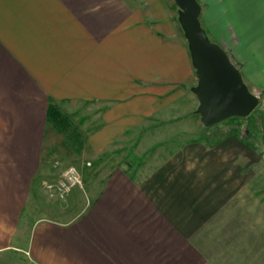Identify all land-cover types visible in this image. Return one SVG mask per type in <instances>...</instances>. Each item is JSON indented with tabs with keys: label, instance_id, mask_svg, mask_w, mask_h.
<instances>
[{
	"label": "crops",
	"instance_id": "1",
	"mask_svg": "<svg viewBox=\"0 0 264 264\" xmlns=\"http://www.w3.org/2000/svg\"><path fill=\"white\" fill-rule=\"evenodd\" d=\"M198 1L206 33L263 94L264 0ZM178 13L167 0H0V250L13 247L48 157L52 105L74 118L86 109L69 136L56 130L95 154L140 131L145 116L177 124L182 93L190 107L180 113L193 119L187 91L197 75ZM218 130L188 135L164 159L154 155L150 170L111 169L74 216L37 219L25 241L30 260L264 264V197L253 181L264 154L241 126ZM70 164H53L48 181Z\"/></svg>",
	"mask_w": 264,
	"mask_h": 264
},
{
	"label": "rangeland",
	"instance_id": "2",
	"mask_svg": "<svg viewBox=\"0 0 264 264\" xmlns=\"http://www.w3.org/2000/svg\"><path fill=\"white\" fill-rule=\"evenodd\" d=\"M167 1L175 3V0ZM208 37L216 43L215 36L208 35ZM196 85L197 81L195 80L194 86ZM261 85L264 87V84ZM248 86L251 90V84ZM253 92L258 95L259 103L247 117H230L213 126L201 125V118L197 113L193 114V119H188L180 113L183 112L185 107H190L189 97H185L182 93V96L175 103L180 108V115H177L175 121L177 124L168 125L171 116L155 114L152 115L154 119L152 116H145L142 118L140 131L129 132L122 143L118 142L112 148L103 150L99 154H95L93 149L88 146L78 148L74 142L65 140L64 134L50 127L48 131L49 140L44 146V154L48 153V157L44 159L41 167L38 168L30 186V192L25 199L26 205L20 225L14 235L13 247L0 250V264H35L25 252V241L28 237L29 227L33 222L40 219V217H57L60 212H65L68 217L74 216L77 211L79 213L94 199L93 193L101 187L111 169L116 167L127 169L130 166V170H136L139 166L140 169L150 170L160 163V161H154V155H161L164 159V155H167L169 150L175 149L183 138H188V135L195 138L209 139L207 136L208 130L220 128L214 133L222 135L226 132L223 130L227 129V133H229L234 126L240 125L242 130L249 133V137L246 138L256 139L260 146L259 151L264 154V92L263 94H260L262 92L257 90ZM187 96L192 98L191 105L193 109H197V103L199 102L196 95L192 91H187ZM84 111L86 109L81 108L78 111L79 114L74 115L75 118L73 115L71 117L78 121L84 116L82 113ZM156 116L160 117V120H157ZM172 122L174 123L173 120H171ZM153 123L156 125L151 127ZM219 124L221 125L219 126ZM189 126H192V130L182 131V128ZM56 162L60 164L75 162L76 166L79 165L85 179L84 188L75 189L65 199L51 198L45 188V182L53 179V164L55 165ZM254 180L256 190L261 193L258 195L264 197V165H258ZM26 189L27 187L24 189L25 193ZM260 196L258 197L260 198Z\"/></svg>",
	"mask_w": 264,
	"mask_h": 264
},
{
	"label": "water",
	"instance_id": "3",
	"mask_svg": "<svg viewBox=\"0 0 264 264\" xmlns=\"http://www.w3.org/2000/svg\"><path fill=\"white\" fill-rule=\"evenodd\" d=\"M178 19L189 44L196 70L198 99L196 113L205 126H213L230 117H247L258 105L259 97L250 90L243 73L228 52L212 42L203 28L198 0H175Z\"/></svg>",
	"mask_w": 264,
	"mask_h": 264
},
{
	"label": "built area",
	"instance_id": "4",
	"mask_svg": "<svg viewBox=\"0 0 264 264\" xmlns=\"http://www.w3.org/2000/svg\"><path fill=\"white\" fill-rule=\"evenodd\" d=\"M59 162H56L57 167ZM85 186L83 176L76 165H67L56 180L48 181L45 188L48 195L55 199H65L75 189H83Z\"/></svg>",
	"mask_w": 264,
	"mask_h": 264
},
{
	"label": "trees",
	"instance_id": "5",
	"mask_svg": "<svg viewBox=\"0 0 264 264\" xmlns=\"http://www.w3.org/2000/svg\"><path fill=\"white\" fill-rule=\"evenodd\" d=\"M49 120L54 124V127L63 133L71 134L74 124L72 117L64 114L58 107L52 105L49 110ZM240 126V125H239Z\"/></svg>",
	"mask_w": 264,
	"mask_h": 264
}]
</instances>
